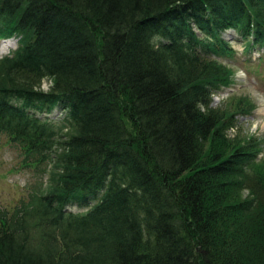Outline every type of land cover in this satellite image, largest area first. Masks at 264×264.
Returning <instances> with one entry per match:
<instances>
[{
  "label": "trees",
  "instance_id": "16d2710c",
  "mask_svg": "<svg viewBox=\"0 0 264 264\" xmlns=\"http://www.w3.org/2000/svg\"><path fill=\"white\" fill-rule=\"evenodd\" d=\"M231 27L264 49V0H0V134L48 175L0 264H264V137L229 134L256 104L213 105Z\"/></svg>",
  "mask_w": 264,
  "mask_h": 264
},
{
  "label": "rangeland",
  "instance_id": "374dc122",
  "mask_svg": "<svg viewBox=\"0 0 264 264\" xmlns=\"http://www.w3.org/2000/svg\"><path fill=\"white\" fill-rule=\"evenodd\" d=\"M222 36L231 41V46L236 48L237 54L232 58L227 56L226 52H221L217 55L220 60H223L233 69L231 83L225 85L219 92L214 94L213 105L218 106L225 103L233 102L237 96L249 94L255 109L251 114H239L237 124L229 129L230 136H235L243 142L248 141L249 137L263 138L264 137V56L259 62L257 56L264 52V49L258 50L257 47L243 54V50L247 46V42L242 43L240 34L234 29H227L222 33ZM15 37V38H14ZM235 39V40H233ZM13 43V44H12ZM18 46L16 36L8 38H0V57L6 53H10ZM215 52V50H214ZM236 52V51H235ZM51 79L44 78L41 83V88L50 89ZM232 105H229V108ZM61 113V109L56 107L51 115ZM65 137V136H64ZM22 154L17 146L11 142L6 135L0 134V205L12 207L17 199L27 193V189L33 184L38 183L41 179H47L48 175L37 168L35 165H24L22 163ZM264 158V141L261 145V151L256 156V160L251 164H246V170L251 171V165L261 162ZM264 173V167L259 169ZM44 176V177H43ZM248 189L242 191L243 195H247ZM72 209H83L80 207H72Z\"/></svg>",
  "mask_w": 264,
  "mask_h": 264
},
{
  "label": "bare ground",
  "instance_id": "6f19581e",
  "mask_svg": "<svg viewBox=\"0 0 264 264\" xmlns=\"http://www.w3.org/2000/svg\"><path fill=\"white\" fill-rule=\"evenodd\" d=\"M15 38V37H14ZM21 38V37H20ZM22 39V38H21ZM20 40V39H19ZM13 44V43H12Z\"/></svg>",
  "mask_w": 264,
  "mask_h": 264
}]
</instances>
